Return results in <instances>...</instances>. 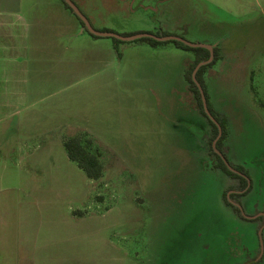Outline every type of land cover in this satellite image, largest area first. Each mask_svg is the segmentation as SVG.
<instances>
[{
	"label": "rangeland",
	"instance_id": "374dc122",
	"mask_svg": "<svg viewBox=\"0 0 264 264\" xmlns=\"http://www.w3.org/2000/svg\"><path fill=\"white\" fill-rule=\"evenodd\" d=\"M73 1L98 30L221 42L224 58L204 81L226 119L227 160L243 167L251 189L232 198L243 217L222 200L238 184L213 168L211 128L186 93L192 54L126 42L118 57L112 38H101L95 45L106 53L92 60L85 96L58 110L40 101L0 124V264H264V39L248 36L264 21L224 17L220 27L196 0ZM243 48L252 52L231 53ZM85 135L101 152L97 181L64 148Z\"/></svg>",
	"mask_w": 264,
	"mask_h": 264
},
{
	"label": "crops",
	"instance_id": "0c3cea01",
	"mask_svg": "<svg viewBox=\"0 0 264 264\" xmlns=\"http://www.w3.org/2000/svg\"><path fill=\"white\" fill-rule=\"evenodd\" d=\"M196 5L202 15L218 16L216 21L220 27L232 18L252 21L258 16L264 21V0H196ZM212 29H216L215 24ZM259 29L248 36L264 39V27ZM100 39L92 38L61 0H0V124L8 122L9 113L32 112L40 101H50L54 110H58L60 103L69 102L77 92L85 96L91 88L92 60L100 61L106 53L100 45H95ZM217 41L198 42L218 48L219 59L215 65L224 58L221 42ZM169 46L148 47L165 50ZM237 51L231 53L252 52L246 48ZM192 61L193 55L183 70V80ZM243 70L245 81L253 82L256 75L253 68L246 66ZM20 260L12 258L11 263L40 264L34 258Z\"/></svg>",
	"mask_w": 264,
	"mask_h": 264
},
{
	"label": "trees",
	"instance_id": "16d2710c",
	"mask_svg": "<svg viewBox=\"0 0 264 264\" xmlns=\"http://www.w3.org/2000/svg\"><path fill=\"white\" fill-rule=\"evenodd\" d=\"M61 1L64 4L65 8L74 14L69 5L64 0ZM77 19L83 29L92 38H112L113 47L118 57H120V53L117 49L118 44L126 42L145 44L152 48H158L172 44L175 48L185 52H190L193 55V61L188 65L184 72V80L187 84V91L194 98L198 112L206 118L208 125L211 128L209 150L210 154L216 159V163L213 164V168L220 170L231 180L237 181L238 184V192H233V187L229 186L223 192L222 200L227 207H230L233 210L234 213L238 214L240 217H243L241 215L242 211L240 209V206H236L232 198L244 196L250 191L251 184L249 176L244 171L242 166H235L227 160L226 149L224 148V140L227 136L225 121L226 119L219 113H215L213 111L209 103V97L204 81L205 73L219 59L218 48L200 43H191L185 40L183 37L166 32H134L130 34L120 35L112 30L103 29L98 31L93 28L96 32L111 33L122 38H130L138 35H153L155 38L168 39L157 40L149 36H143L140 38H136L132 41H124L114 37H100L87 31L84 26V23L78 17ZM171 38H178L180 40H175ZM85 137L87 138V140L85 139V142H83L80 136L67 139L66 141H64V148L68 159L74 162L77 167L84 172V174L89 180L97 181L102 177L103 174V165L100 161L101 154L98 148H94L95 145L93 139L91 137H88L87 135H85Z\"/></svg>",
	"mask_w": 264,
	"mask_h": 264
},
{
	"label": "water",
	"instance_id": "95a60500",
	"mask_svg": "<svg viewBox=\"0 0 264 264\" xmlns=\"http://www.w3.org/2000/svg\"><path fill=\"white\" fill-rule=\"evenodd\" d=\"M69 7L72 9V11L74 12V14L84 23V26L86 28L87 31H89L90 33L100 36V37H114L120 40H124V41H132L136 38H140L143 36H149L151 38H155L153 35H138L135 37H130V38H122L119 37L115 34H111V33H100V32H96L93 27L90 25L89 21L87 20V18L79 11V9L77 8V6L71 1V0H64ZM157 40H167L168 38H155ZM171 39H175V40H180L178 38H171Z\"/></svg>",
	"mask_w": 264,
	"mask_h": 264
}]
</instances>
